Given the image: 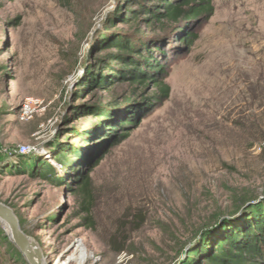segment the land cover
I'll use <instances>...</instances> for the list:
<instances>
[{
	"label": "rangeland",
	"instance_id": "rangeland-1",
	"mask_svg": "<svg viewBox=\"0 0 264 264\" xmlns=\"http://www.w3.org/2000/svg\"><path fill=\"white\" fill-rule=\"evenodd\" d=\"M118 1L0 0V203L45 263L80 264L83 250L84 264H198L197 229L227 216L235 193L264 197V0H214L199 40L170 66V99L91 174L90 227L73 189L103 148L78 137L88 127L74 110L130 86L75 94L96 36L128 29L114 23ZM18 155L35 161L32 174L17 172ZM0 264H28L1 223Z\"/></svg>",
	"mask_w": 264,
	"mask_h": 264
},
{
	"label": "trees",
	"instance_id": "trees-1",
	"mask_svg": "<svg viewBox=\"0 0 264 264\" xmlns=\"http://www.w3.org/2000/svg\"><path fill=\"white\" fill-rule=\"evenodd\" d=\"M118 2L114 23L128 29L114 26L113 34L101 40L96 36L97 44L87 57L92 63L83 65L75 94L80 103L94 93H107L116 85L130 86L128 94L120 99L110 92L112 97L100 99L96 106L90 107L83 101L74 110V119H84L88 127L78 137L85 138L92 148H103L99 158L75 181L73 189L82 198L83 222L90 227L94 226L95 204L91 174L113 149L131 136L142 120L170 99V87L166 84L170 66L187 57L199 40L200 31L215 13L214 0ZM149 87L154 94L148 93ZM16 158L18 173L34 172L36 163L31 157ZM63 160L70 162L66 157ZM237 196L235 193L232 205L243 201ZM144 223L141 214H137L131 224H137L138 230ZM201 237L205 242L197 250L201 255L198 264H264V200L246 207L241 214ZM113 246L117 254L126 250L116 239Z\"/></svg>",
	"mask_w": 264,
	"mask_h": 264
},
{
	"label": "water",
	"instance_id": "water-1",
	"mask_svg": "<svg viewBox=\"0 0 264 264\" xmlns=\"http://www.w3.org/2000/svg\"><path fill=\"white\" fill-rule=\"evenodd\" d=\"M243 201L239 202L236 206L232 205L231 209L228 211L227 216H222L220 214H215L213 219L207 221L204 225L197 229L192 240L201 237L204 233L210 231V229L228 222V220L235 218L237 215L241 214L246 207L264 200V197H248L242 198ZM0 223L6 224L8 226L9 238L13 242L20 253L23 255L28 264H53L52 262L45 263L43 255L39 247L30 239L26 237L21 229V225L14 210L0 203ZM190 242V243H191Z\"/></svg>",
	"mask_w": 264,
	"mask_h": 264
},
{
	"label": "bare ground",
	"instance_id": "bare-ground-1",
	"mask_svg": "<svg viewBox=\"0 0 264 264\" xmlns=\"http://www.w3.org/2000/svg\"><path fill=\"white\" fill-rule=\"evenodd\" d=\"M2 224V223H1ZM6 231L9 232L8 226L6 224H3ZM80 264H84L85 261V252L82 250L80 251L79 257L76 258Z\"/></svg>",
	"mask_w": 264,
	"mask_h": 264
},
{
	"label": "built area",
	"instance_id": "built-area-1",
	"mask_svg": "<svg viewBox=\"0 0 264 264\" xmlns=\"http://www.w3.org/2000/svg\"><path fill=\"white\" fill-rule=\"evenodd\" d=\"M28 112H29V107L27 105H25V107L23 108V114H24V117H28Z\"/></svg>",
	"mask_w": 264,
	"mask_h": 264
}]
</instances>
